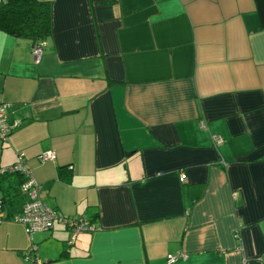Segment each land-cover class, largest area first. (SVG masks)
Returning a JSON list of instances; mask_svg holds the SVG:
<instances>
[{
	"label": "crops",
	"instance_id": "obj_1",
	"mask_svg": "<svg viewBox=\"0 0 264 264\" xmlns=\"http://www.w3.org/2000/svg\"><path fill=\"white\" fill-rule=\"evenodd\" d=\"M40 1L39 62L0 30V103L21 121L0 167L23 156L39 198L96 230L30 236L12 177L0 264L32 247L43 264H264V0Z\"/></svg>",
	"mask_w": 264,
	"mask_h": 264
},
{
	"label": "built area",
	"instance_id": "obj_2",
	"mask_svg": "<svg viewBox=\"0 0 264 264\" xmlns=\"http://www.w3.org/2000/svg\"><path fill=\"white\" fill-rule=\"evenodd\" d=\"M2 0H0V5ZM45 40L38 41L32 44L31 52L36 62H39ZM8 104L0 103V139L6 141L9 134L20 126L21 121L15 120L11 123L8 121ZM205 126V123H202ZM212 139L216 144H220L222 139L220 136L212 135ZM54 152L49 151L42 153L38 156L40 161L54 160ZM21 172L25 176V180L21 184V191L26 196V202L21 210L12 215V219L22 224L26 232L31 236L37 231H48L54 226L55 221L62 222L70 231L68 243L71 244L76 236L83 231L96 230V226L86 217H64L57 213L54 209L50 208L39 198V184L32 175L31 170L26 166L23 156H18L17 161L9 166L0 167V175L7 173ZM6 205L0 199V222L5 219ZM36 247L26 252L25 260L32 262V264H43L39 258ZM181 254V253H180ZM183 257H186L182 254ZM176 258L174 255H168V260L172 261Z\"/></svg>",
	"mask_w": 264,
	"mask_h": 264
},
{
	"label": "trees",
	"instance_id": "obj_3",
	"mask_svg": "<svg viewBox=\"0 0 264 264\" xmlns=\"http://www.w3.org/2000/svg\"><path fill=\"white\" fill-rule=\"evenodd\" d=\"M0 30L16 37L29 40L32 44L45 40L51 31V6L40 0H2L0 5ZM15 178L17 194H23L21 184L25 176L21 172L0 175V190L4 183ZM8 195H2L1 201L9 205ZM9 202V203H8Z\"/></svg>",
	"mask_w": 264,
	"mask_h": 264
}]
</instances>
